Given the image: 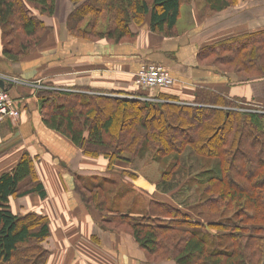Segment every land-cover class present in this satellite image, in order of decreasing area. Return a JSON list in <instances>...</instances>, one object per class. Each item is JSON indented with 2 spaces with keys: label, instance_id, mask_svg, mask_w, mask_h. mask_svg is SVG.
Segmentation results:
<instances>
[{
  "label": "trees",
  "instance_id": "trees-1",
  "mask_svg": "<svg viewBox=\"0 0 264 264\" xmlns=\"http://www.w3.org/2000/svg\"><path fill=\"white\" fill-rule=\"evenodd\" d=\"M71 1L79 5L68 19L71 34L119 43L132 36V24L142 25L147 18L153 32L170 34L181 7L197 0ZM240 1L204 0L203 17L235 7ZM32 9L52 17L56 0H0V35L2 41L10 35L12 38L4 44L3 56L13 62L25 58L48 32ZM90 17L96 21L92 27H98L97 22L103 18L108 28L89 32L84 27H91L86 22ZM19 29L21 34L17 33ZM206 51V57H214L212 63L220 71L228 66L232 71L228 73L246 82L264 80V30L225 40ZM52 88L45 86L37 91L43 122L68 138L85 156L131 163L139 154L152 152L157 162L167 165L161 180L165 192L170 193L174 189L172 180L190 174L188 168L193 165L188 163L193 159L183 161L190 151L201 163L200 172L183 184L196 187L198 203L194 206L201 205L214 218L231 214L228 223L208 219L204 224L200 217L192 219L193 212H186L182 204L155 201L159 211L150 217L158 224L151 219L141 224L104 219L113 227L127 224L128 232L149 259L176 264H264V114L238 110L243 99L210 90L197 92L193 103L199 106L165 103L178 99L165 94L158 96L160 101H150ZM193 116L201 120L193 121ZM221 130L223 134L218 137ZM95 190L83 196L100 207L103 196L100 189ZM31 195L47 197L35 159L25 151L10 170L0 174V264H47L49 260L43 246L50 236L48 218L36 212L15 214L10 206L12 199ZM159 220L169 223L164 225Z\"/></svg>",
  "mask_w": 264,
  "mask_h": 264
},
{
  "label": "crops",
  "instance_id": "crops-1",
  "mask_svg": "<svg viewBox=\"0 0 264 264\" xmlns=\"http://www.w3.org/2000/svg\"><path fill=\"white\" fill-rule=\"evenodd\" d=\"M250 3L251 6L264 7V0H241L237 6L207 19L197 3L183 5L177 25L170 34L153 32L147 18L142 25H131L130 38L113 43L106 39H81L71 34L67 27L68 19L79 5L70 0H56L53 21L45 20L50 31L44 35L35 53L21 63L10 64L0 58V74L27 81L40 79L43 85L53 86V90L80 93L91 90L93 92L86 93L157 98V91H140L134 86L136 73L143 64L149 63L169 70L176 83L164 94L182 101L194 102L200 90L244 98L251 92L249 82L234 73L220 71L211 58L206 57L209 54L205 51L225 40L264 30V24H261L264 11L257 13L258 18L248 7H244L250 6ZM186 6L190 9L188 21L183 25V9ZM204 7L205 3L202 9ZM231 15L233 21L227 23L226 17ZM218 17V23L212 25L211 21ZM253 22H257L259 27H255L257 25ZM21 88L20 85L6 83V89L20 107L21 116L16 121H0V148L9 139L8 129L11 132L15 129L21 140V149L7 167L1 168L6 166L4 164L9 158L0 161V174L10 170L24 151L35 159L36 172L44 185L46 199L31 195L12 199L10 206L15 214L23 216L36 212L48 218L50 236L43 243L49 252L47 264H176L174 261L155 262L149 259L130 232L104 221L106 216H111L107 219L118 218L124 209L130 216L144 214L149 207L146 209V200L141 202L140 194L155 195L156 182L138 171H131L129 163L117 161L113 164L114 168H109L110 162L105 157L85 156L68 138L45 126L37 95L32 90L31 94L22 95ZM131 172L136 178H125L121 191L118 189L115 192L103 184L90 182L92 177H104L105 183L110 184L112 182L106 178L108 175H129ZM77 177H83L88 182H81L83 188L86 186L88 189H80ZM95 189H100L103 196L100 207L83 196H88L85 192H97ZM162 196L161 200L170 198L168 194Z\"/></svg>",
  "mask_w": 264,
  "mask_h": 264
},
{
  "label": "rangeland",
  "instance_id": "rangeland-1",
  "mask_svg": "<svg viewBox=\"0 0 264 264\" xmlns=\"http://www.w3.org/2000/svg\"><path fill=\"white\" fill-rule=\"evenodd\" d=\"M195 3H197L198 6L201 8V13H202V11H203L202 7H203L204 0H197ZM75 5L77 6V4H75ZM249 5L250 6H244V7H248V9H250L252 11V14H254L257 17H258V14L257 13H259L260 10L262 12L264 11V7L263 6L262 7H258L257 5L251 6V3ZM189 9L190 8L187 7V6L184 7V9H183V14H184L183 25H184V23H186V21H188V16L187 15H188ZM32 10H33L34 16L40 18L44 22L45 25L47 23V22H45V20H47L49 22H52L53 21V18L55 16V15L52 16V17L47 16V15L44 16V15H42L40 13V11L35 10V9H32ZM233 11L234 10H232L231 12H233ZM238 14H240V13H238ZM233 15L226 17L227 18V23L229 21H233V18H232ZM245 15H247V12L245 13ZM263 15L264 14H262V19H261L262 23L259 22V24L260 23L261 24H264V19H263L264 16ZM44 17H46V18H44ZM210 17L211 16H207L206 19L207 18H210ZM235 19H237V18H235ZM219 20L220 19L218 17V18L214 19L213 21H211L212 22V25L215 26V24H217ZM86 22L91 23V27H84V28H88V31L89 32H91V31H97L98 32V31H102V30L108 28V27H106L107 25H106L105 21L103 20V18H100L99 21L97 22L98 27H92V26H94V23L96 21L94 19H92L91 17L88 18L86 20ZM253 24L257 25L255 27H259L258 24H257V22H253ZM47 29H48V32H49L50 31L49 30L50 28L47 27ZM48 32L46 34H48ZM17 33L21 34L22 31L19 29V31H17ZM42 37H44V34L42 35ZM9 40H12L11 35H10V38H8V39H6L4 41H2V38H1V35H0V58L3 59L5 62H9L10 64H13V63H21L22 60L26 62L33 55V53H35L37 47L39 46V45H36L30 51V53L27 54L25 56V58H23L21 61H19V62H13V61H11V60H9V59H7L6 57L3 56V47H4V44H6L7 41H9ZM213 60H214V57L211 58V61L212 62H214ZM220 69H222V71H225V73L226 72L228 73V72L231 71V68L228 67V66L222 67ZM19 76H22V75H19ZM16 78L20 79L19 77H16ZM28 81H31V82H39L40 81L41 84H42V80H40V79H38V80L33 79V80H28ZM248 84H249L248 86L251 89L250 94H248L244 98L242 96H239V95H236L235 96V97H238L239 99H243L244 100V101H239L240 103H239L238 107H241V108L238 109V110L252 111V112H258V113L264 114V80H253L252 82H249ZM13 85H15V84H13ZM16 85H18V84H16ZM42 86L45 87V85H43V84H42ZM134 86H135V82H134ZM135 88L136 89H139L137 86H135ZM172 88H170V89H172ZM21 89H23L20 92V94H22V95H24V94L27 95L28 93H30V90H31V89H29V88L27 89L25 87H23ZM170 89H164V90H162L160 92H155V93L158 94L157 95V97H158L160 94H164L165 91L170 90ZM35 94L37 95V98H38L37 92ZM105 94H107V93H105ZM165 95H166V93H165ZM106 96H108V95H106ZM109 97H113V98H117V99H119V98H121V99H127L126 97H120L119 95H115V94L109 95ZM131 99H136V98L133 97ZM165 103H169V104H181V105H199L197 103L195 104V103L190 102V101H182L179 98L176 99V100L170 101V102H165ZM199 106H201V105H199ZM209 107H211V108H215V107L220 108V106H215V107L214 106H209ZM200 120L201 119L198 118L197 116H193V121L198 122ZM8 133H9L8 134L9 139L5 143H3L2 144V147L0 148V159H1L0 161H2V159L3 160H6L7 158H9V160L4 164L6 166L1 167V168L7 167L11 163V161L13 163V160L16 158L17 153L21 149V145H20L21 144V140L19 138V135L17 134V130L12 129V132H11V130L8 129ZM222 134H223V130H221L219 133H217V136L220 137V136H222ZM24 152H22V154ZM189 152L190 151H187L185 153V155L183 157V161H188L189 157H191V159H193V160H191V162L188 163V165H193L192 168H188L190 174H187L186 173L183 178H176V179L172 180V183H174V189L170 193H168L167 191L165 192V186L163 185L162 180H161L162 172L166 169L167 165H163L162 162H157L156 161L157 158L154 156L155 155L154 153L151 152V153H147L145 155L143 154V156H142V154H139L137 157L133 158V161L131 163L130 162H127V161L121 160V163L122 162H125V163H129L130 164L129 169H131V171H138V172L142 173L143 175H146L152 181L156 182V184H157V191L155 192V195H153V193L152 194H146L147 196L146 195L144 196V195H141L140 194V200H141V202L146 200V202H147L146 209L149 207V209H147V211L144 214L130 216V214L129 213H126L127 211L124 209L123 210V213H119V215L117 216L119 218V220H121V221L128 220L127 222L128 223H131V224H141V223H146V222H148L151 219V221H153L156 224H158L157 223V220H155L153 217L152 218L150 217V214L153 215V214H156V211H159L158 208H157V206H155V203L154 202L155 201H163L164 203L169 204L171 206H177V205L179 206L180 204H182L183 205V208H184V210L186 212L189 211V210L193 212L192 213V219H196V218L200 217L198 219L202 220L204 224L207 223V220L208 219H215L216 221H219V219H220V221H222L223 223L224 222L225 223H228L229 222L228 220L231 218V214H227V215L222 216V217H219V218H217V217L214 218L212 216L210 217L206 213L205 209H203L201 207V205L194 206L196 204V202L198 203V201L196 200V195H195L196 194V192H195L196 187L195 186H192V185H189V184H186V185H183V184L187 183V180H188V178L191 175L194 176L195 174H197V173L200 172V170H201V168H200L201 163H199V161L196 158L192 157V155ZM99 157L100 156H98L96 158H99ZM102 157H104V156H102ZM118 161H120V160H118ZM113 164H115V162L114 163L113 162L112 163L110 162L109 168H114V165ZM106 178H108L109 182H112V183H110V184L105 183L104 177H92L90 182L93 183L94 185H95V183H98L99 185H102L103 184V185H105L107 187V189L110 188L111 190H114L116 192L118 189H120V191H121V186H124L123 181H124L125 178L133 179V178H136V176L133 175V173L131 172V173H129V175H124V174H119V175L118 174H110ZM85 179L88 180V178H85ZM81 182L84 183V184L85 183L88 184V182H86L83 177H77V183H78L80 189H83V186H82ZM187 185H189V186H187ZM140 187H143V186H140ZM182 188L185 189L184 192H183V189ZM167 189H169V188H167ZM142 191L144 193H146L144 191V188H142ZM85 193L88 196H90L89 193H87V192H85ZM162 194H164V195L168 194V196L170 198L165 197V200L164 199L161 200L163 198ZM148 195H150V196H148ZM191 207H192V209H189ZM106 217L111 218V216H106ZM171 218H172V216H171ZM159 221L165 223L164 225H166V224L169 223V221H165V220H159ZM231 221H233V219H231ZM118 226L117 227L119 229H122L124 231L130 230L129 226L127 224H125L124 222L119 223Z\"/></svg>",
  "mask_w": 264,
  "mask_h": 264
},
{
  "label": "built area",
  "instance_id": "built-area-1",
  "mask_svg": "<svg viewBox=\"0 0 264 264\" xmlns=\"http://www.w3.org/2000/svg\"><path fill=\"white\" fill-rule=\"evenodd\" d=\"M0 79L5 83L18 84L22 87L31 89L34 93L45 87L41 82H31L20 80L15 76H6L0 74ZM135 86L142 90L161 91L172 88L176 80L170 74L169 70L161 65L143 64L135 75ZM49 88V87H48ZM50 89V88H49ZM150 101H160L157 98H140ZM21 116V110L16 100L9 91L0 88V121L10 119L16 121Z\"/></svg>",
  "mask_w": 264,
  "mask_h": 264
},
{
  "label": "water",
  "instance_id": "water-1",
  "mask_svg": "<svg viewBox=\"0 0 264 264\" xmlns=\"http://www.w3.org/2000/svg\"><path fill=\"white\" fill-rule=\"evenodd\" d=\"M0 88H3L5 89V85H4V82L0 79Z\"/></svg>",
  "mask_w": 264,
  "mask_h": 264
}]
</instances>
